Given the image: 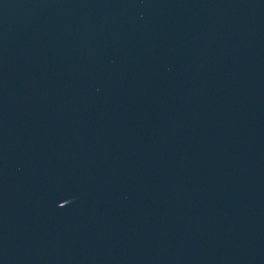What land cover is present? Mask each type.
Instances as JSON below:
<instances>
[{"label":"water","instance_id":"95a60500","mask_svg":"<svg viewBox=\"0 0 264 264\" xmlns=\"http://www.w3.org/2000/svg\"><path fill=\"white\" fill-rule=\"evenodd\" d=\"M0 264H264V0H0Z\"/></svg>","mask_w":264,"mask_h":264}]
</instances>
